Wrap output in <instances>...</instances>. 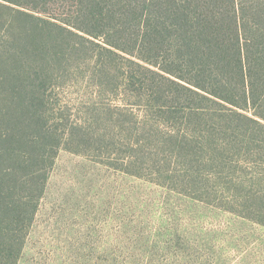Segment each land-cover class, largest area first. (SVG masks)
I'll list each match as a JSON object with an SVG mask.
<instances>
[{"label": "trees", "instance_id": "obj_1", "mask_svg": "<svg viewBox=\"0 0 264 264\" xmlns=\"http://www.w3.org/2000/svg\"><path fill=\"white\" fill-rule=\"evenodd\" d=\"M85 75L109 95L97 125L61 99ZM91 146L264 226V0H0V264H19L60 150Z\"/></svg>", "mask_w": 264, "mask_h": 264}, {"label": "rangeland", "instance_id": "obj_2", "mask_svg": "<svg viewBox=\"0 0 264 264\" xmlns=\"http://www.w3.org/2000/svg\"><path fill=\"white\" fill-rule=\"evenodd\" d=\"M62 93L70 122L97 125L88 106L109 95L92 78ZM109 156L60 150L19 264H264L263 225L154 182L159 164L140 177Z\"/></svg>", "mask_w": 264, "mask_h": 264}]
</instances>
